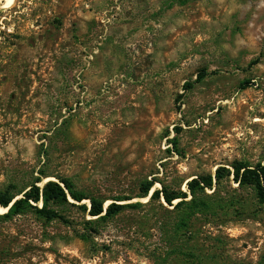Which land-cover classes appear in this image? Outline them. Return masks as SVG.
I'll return each mask as SVG.
<instances>
[{
    "label": "rangeland",
    "instance_id": "rangeland-1",
    "mask_svg": "<svg viewBox=\"0 0 264 264\" xmlns=\"http://www.w3.org/2000/svg\"><path fill=\"white\" fill-rule=\"evenodd\" d=\"M236 162L264 163V0L0 12V191L68 178L105 208L143 204L104 222L66 204L53 207L68 223L34 210L1 220L0 264H264V204L232 177L200 195L207 210L185 228V206L138 198L145 181L188 192Z\"/></svg>",
    "mask_w": 264,
    "mask_h": 264
},
{
    "label": "trees",
    "instance_id": "trees-1",
    "mask_svg": "<svg viewBox=\"0 0 264 264\" xmlns=\"http://www.w3.org/2000/svg\"><path fill=\"white\" fill-rule=\"evenodd\" d=\"M189 1L198 0H178L179 5L182 6ZM207 76L206 70L201 71L197 76L196 82L200 83L204 81ZM193 86L194 84H187V87L190 89ZM176 141V138L171 140L172 143H176ZM232 168V171L225 167L218 168L215 177L209 175L192 179L187 182L188 192H176L163 187L162 190H154L151 194L155 181H145L140 186L138 198H148L150 196L151 200H162L177 211L185 206V210H182L179 215L180 226L184 228L192 222L196 215L202 214L207 210L206 205L201 202L200 195H206L208 189L213 190L215 184H219L226 177H232L239 187L252 188L256 193L258 201L264 204V163L249 166L242 162H236L232 165ZM41 182L42 178H37L28 189L20 193H13L10 189L0 191V207L8 209L4 214L0 211V221L10 220L25 214L28 210H34L39 217L48 222L60 220L68 223L66 218L53 207L55 205L66 204L72 207H80L84 211H87L90 217L96 218V221L104 222L120 214L127 208L138 209L143 205L140 202L122 204V201H130L131 198H116L105 208L104 200L77 189L71 179L58 178V181H48L43 186L39 185ZM189 196H191V199H189ZM18 197L20 198L18 199ZM84 201H89V208L85 204H82ZM175 201L178 202L174 204ZM76 203L81 205L77 206ZM40 204L41 206H39ZM178 228L180 229L179 225Z\"/></svg>",
    "mask_w": 264,
    "mask_h": 264
},
{
    "label": "bare ground",
    "instance_id": "bare-ground-1",
    "mask_svg": "<svg viewBox=\"0 0 264 264\" xmlns=\"http://www.w3.org/2000/svg\"><path fill=\"white\" fill-rule=\"evenodd\" d=\"M14 1L15 0H1V8H10ZM1 211L7 212V209L2 208Z\"/></svg>",
    "mask_w": 264,
    "mask_h": 264
},
{
    "label": "water",
    "instance_id": "water-1",
    "mask_svg": "<svg viewBox=\"0 0 264 264\" xmlns=\"http://www.w3.org/2000/svg\"><path fill=\"white\" fill-rule=\"evenodd\" d=\"M16 1H17V0H15V1L13 2L12 6H14V4L16 3ZM12 6H11V7H12ZM11 7H10V8H11ZM10 8H0V12H3V11H5V10H7V9H10ZM48 181H56V180H48ZM18 199H19V198H18ZM106 208H107V207H106ZM7 211H8V209H7Z\"/></svg>",
    "mask_w": 264,
    "mask_h": 264
}]
</instances>
